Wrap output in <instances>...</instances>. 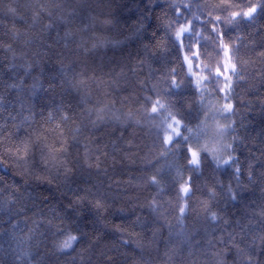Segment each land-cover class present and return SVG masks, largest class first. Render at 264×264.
<instances>
[{"label":"snow or ice","instance_id":"obj_1","mask_svg":"<svg viewBox=\"0 0 264 264\" xmlns=\"http://www.w3.org/2000/svg\"><path fill=\"white\" fill-rule=\"evenodd\" d=\"M159 6L152 4V0H149L147 5V7ZM167 6L175 17L174 20L168 17L167 12L161 17L160 30L165 33L167 42L165 43L163 37L157 40V33L154 31L152 38L155 43L143 44L142 57L128 69L131 76L121 67L116 73L118 79L111 81L110 86L114 89L130 93V96L123 97L124 102L130 100L139 104L137 109L139 116L128 111L123 114L122 119L114 110L116 101L106 98L110 95L107 92L104 93V98L92 101L88 91L89 81L97 83L96 77L88 76L85 71L77 72L71 65L67 66L71 69L69 74L64 70L65 65L62 63L60 78L52 76L48 86L53 90L59 87L63 92L77 94L79 98L77 107L84 116L81 124L67 127L70 117L65 112L63 103L55 109V114L48 112L45 115L43 111L35 112L32 106L25 108L23 103L20 104L21 111L16 112V107L9 96L12 92L19 94L24 91V80L14 78L12 82H5L3 91L0 92V117H2L0 165L18 170V174L24 179V184L16 187L15 192L20 193L21 196L26 194L21 192V188L26 189L30 182L40 186L52 185L56 180L59 181L57 187L64 185L73 192L76 205H87L96 213V219L103 222L101 214L118 200L124 199L127 189L121 190L119 187L114 189L111 183L104 184L103 181L89 183L85 180L83 184L77 183L73 179L76 169L69 160L73 149L78 152V148L83 147L85 167L87 169L95 167L99 171L101 156L108 159L110 154L99 147L98 142L90 135L92 132L101 130L109 121H117L121 127L130 126L129 121H132L136 126L154 129V148L159 151L151 155V158L149 154L138 156L136 151L138 146L131 141H125L123 148L116 142L112 144L113 154L110 157L112 167H124L125 162L128 166H132L139 159L141 172L144 173L149 169L151 171L137 179L156 189L152 198L146 204L139 206L141 211L146 210L152 217L150 221L147 217L136 215L137 205L131 203L133 199L131 197L128 198L131 203L130 209H118L120 212L130 211L135 216V219L130 220L127 225L116 226L115 231L121 237L120 245L132 247L134 251L140 253L150 246L158 249L157 236L161 229L156 225L163 223L168 227L169 236L172 235V224L163 210L164 205L168 204L177 214V222L181 226V232L177 235L183 234L187 217L202 216L205 221L204 225L196 229L193 234H184V241L179 248L175 246L168 248L164 256L170 264H175L176 259L180 264H229L227 259L229 256L232 257L231 264H264V209L246 219L242 217L232 220L217 207L220 196L218 188L224 190L226 187L228 198L236 201L250 185L258 184L264 197V151L261 152L260 157L251 154L250 157L245 158V161H241L237 146L244 145L246 137L239 135L237 121L233 119L239 110L238 103L251 106L250 100L246 101L238 97L235 91L240 84H248V70L253 63L240 56L241 45L245 39H248V44L258 49L255 55L264 64V38H261L257 44L254 39L231 35L239 29L241 21L251 24L257 16L264 17V0H244L243 3H236L235 0H216V2L204 0L202 4L168 0ZM50 7L59 8L60 5L43 4L37 0V4L33 7L31 24L28 27L33 29L39 25L37 32L26 30L21 33L17 31L15 23L12 25L14 39L23 36L24 39L21 41L23 45L36 46V50L30 53L34 59L20 65L26 74L41 68L42 64L52 56L60 54L53 44L45 40L47 33L63 26L64 34L61 39L65 42V48L68 47L67 41L76 35L70 27L73 23L71 18L77 15L75 9L67 16L54 17L53 12L49 10ZM90 7L86 4L79 5L81 13L87 12ZM36 8L39 10H35ZM7 11L21 21L28 20V17L20 15L11 5L7 6ZM41 13L46 15L47 23H43ZM95 19L89 16L91 22ZM112 23L111 20L101 21L102 25ZM204 32H208L209 35L205 36ZM56 35L60 37V32L57 31ZM109 43L98 39L89 49L85 47L86 41L81 40L77 43L76 49L70 51L75 54L76 51L82 50L83 53L88 54L107 47ZM209 45L223 54L222 61H217L215 65L205 64L201 60L202 46L205 48L203 55L208 56ZM153 48L157 52L163 50L165 53L174 50L176 60L166 61V70L163 67H153L154 63L162 65L165 63L162 57H157ZM6 50L13 52V60H15L16 54L11 44L6 45ZM28 55V52L21 53L22 58ZM177 60L179 67L176 66ZM185 67L187 73H184ZM194 67L198 70L194 71ZM254 71L259 83L251 85L250 95L256 97L261 109L264 110V67ZM119 80L123 83H119ZM32 91H35L34 86ZM189 96L192 97L191 100ZM21 112L27 114L21 115ZM123 137L124 132H120L119 139ZM89 143H96L95 151L100 155L89 156L92 151ZM116 154H121L120 161L116 160ZM161 159L165 161L163 166L160 165ZM205 159L208 161L207 166L214 172L230 167L236 181V189H233L231 183L225 186L213 175L210 179L214 183L213 186L207 187V198L194 201L193 197L199 191L197 182L204 175L202 168ZM188 170H193L195 176H185L184 173ZM172 172H175L174 178L171 176ZM245 174L247 184L242 180ZM165 177L168 179L165 180ZM114 183L119 186L120 181ZM127 183L132 184L133 181ZM72 184H76V187L72 188ZM168 192L175 193L174 207L171 199H163ZM12 202L14 203L15 199ZM51 211L53 218L47 220L46 224L65 236L64 239L54 242L58 251L61 253L67 250L74 251V244L89 240L88 233L80 229H77L79 235L63 233V230L53 223V220H60L61 217L56 214L55 208ZM125 235L128 239H123ZM194 235L200 236V240L195 245L191 243ZM99 239L100 237L97 236L96 240ZM165 246L168 247V241H165ZM106 259L109 264H113L111 256H107ZM134 264L140 262L136 261Z\"/></svg>","mask_w":264,"mask_h":264},{"label":"trees","instance_id":"obj_2","mask_svg":"<svg viewBox=\"0 0 264 264\" xmlns=\"http://www.w3.org/2000/svg\"><path fill=\"white\" fill-rule=\"evenodd\" d=\"M148 2L149 0H39V3L43 4L60 5L59 8L50 7L49 10L53 12L54 17L67 16L69 12L75 9L77 15L71 18L73 23L70 27L76 35L67 41L68 47L65 48V42L61 39L64 34L63 26L47 33L45 40L47 43L53 44L55 50L60 54L52 56L46 63L42 64L41 68L26 74L20 65L34 59L30 53L36 50V46L23 45L21 43L24 39L23 36L14 39L11 28L15 23L17 31L21 33L26 30L30 32L39 31V25L33 29L28 27L31 24V12L37 4V0H0V92L3 91L5 82H12L14 78L23 79L24 91L19 94L12 92L9 96L16 107V112L21 111L20 104L23 103L25 108L32 106L35 112L43 111L45 115L48 112L55 114V109L63 103L65 112L70 117L67 127H76L81 124L84 118L81 109L77 107L79 102L77 94L63 92L59 87L53 90L48 86L52 76L55 75L58 79L60 78L59 72L62 63L65 65L64 70L68 71L69 74H71V69L67 66L71 65L77 72L85 71L88 76L96 77L97 83L89 81L88 91L92 101L104 98V93L107 92L110 95L106 98L116 101L114 110L118 115H121L122 119L123 114L128 111L139 116L140 113L137 112L139 104L130 100L128 102L123 101V97L130 96V93L121 92L110 85L112 80L118 79L116 73L120 71L121 67L126 74L131 76L128 69L135 64L138 58L142 57L143 44L155 43L152 38L154 31L157 33V40L163 37L165 43L167 42L165 33L160 30L162 14L167 12L168 17L175 19L171 9L167 6L168 0H152V4H158L159 7H147ZM183 2L202 4L204 0H183ZM209 2H216V0H209ZM235 2L243 3L244 0H235ZM84 4L91 7L87 12L81 13L79 5ZM8 5L15 7L20 15L28 17L27 22L19 20L8 12ZM35 10L38 11L39 9L36 8ZM149 13L151 14L149 15ZM89 16L95 17V21L91 22ZM41 17L43 23H47V17L44 13H41ZM104 20H111L113 23L102 25L101 21ZM261 29H264V17L257 16L251 24L241 21L239 29L231 35L254 39L259 44L261 38H264V31ZM57 31L60 32V37L56 35ZM204 35L208 36L209 33L204 32ZM98 39L110 43L107 47L99 48L88 54L83 53L82 50L76 51L75 54L70 51L76 49L77 43L81 40L86 41L85 47L91 49L92 44ZM9 44L15 51V60H13V52L6 50V45ZM153 51L158 58L162 57L165 61L163 65L154 63L153 67H163L166 70V61L176 60L174 50L165 53L163 50L157 52L153 48ZM204 51L205 48L202 46L201 60L203 63L215 65L217 61H222L223 54L217 52L214 46L209 45L207 47L208 56L203 55ZM255 51L258 49H254L253 45L248 44V39H245L241 45L240 56L253 63L248 70V84H240L235 91L238 97H242L246 101L250 100L251 106L238 103L239 110L233 117L237 121L239 135L246 137L245 144L237 146L242 162L251 154L260 157L261 152L264 151V110L261 109L256 97L250 95L251 85H258L259 83L258 79L255 78L254 70L264 67V64L255 55ZM22 52H28L29 55L22 58ZM74 61L75 63H73ZM176 66L179 67L178 60ZM193 70L196 71L198 68L194 67ZM184 73H187L186 67ZM140 75L143 77V73ZM118 82L123 83L122 80ZM33 86L35 87L34 92L32 91ZM189 99L191 100L192 97L189 96ZM221 102L223 101L221 100ZM16 112L13 114L15 115ZM26 114V112H21V115ZM129 124L130 126L121 127L119 122L109 121L101 130L90 134L98 142L99 147L110 154L108 159L101 156L99 171L95 167L91 169L85 167L83 147H79L78 152L73 149L72 156L69 157L76 169V175L73 179L77 183L83 184L85 180H88L89 183L103 181L104 184L111 183L114 189L117 187L121 190L127 189V195L124 199L118 200L101 214L103 222L96 219V213L90 210L87 205H76L73 192L64 185L57 187L59 181L56 180L53 181L52 185L43 184L40 186L30 182L26 189L21 188V192L26 193L21 196L20 193L15 192L16 187L24 184V179L18 174V170L0 165V264H109L106 259L107 256L113 258V264H134L136 261H139L140 264H170L164 256L168 248L172 246L179 248L184 241V234H193L196 229L204 225L205 221L202 216H189L185 219L183 234L177 235L181 232V226L177 222V214L172 211L168 204H165L163 210L172 224V235L169 236L166 225L157 224L156 227L161 229L157 236L158 249L150 246L146 247L143 253H140L134 251L132 247L120 245L121 237L115 231L116 226L127 225L130 220L135 219V216L130 211L120 212L118 209H130L131 203H135L137 205L136 215L147 217L150 221L152 217L146 210L141 211L139 206L146 204L156 193V189L151 185L137 179L142 174L151 171L149 169L142 173L139 159L132 166H128L125 162L124 167H112L110 157L113 154V142L123 148L125 141H131L138 146L136 149L138 156L149 154L151 158V155L159 151V149L154 148V129L136 126L132 121H129ZM120 132H124L123 139H119ZM89 148L92 149L89 156L100 155L99 152L95 151L96 143H89ZM116 160H121V154H116ZM164 164L165 161L161 159L160 165L163 166ZM207 165L208 161L205 159L202 168L204 175L197 182L199 191L195 193L194 201L207 198V187L213 186L214 183L210 179L213 175L218 177L225 186L231 183L233 189H236V181L230 167L214 172ZM243 166L242 163V169ZM195 174L193 170L184 173L185 176H195ZM171 176L174 178L175 172H172ZM167 179L168 177H165V180ZM130 180L133 181L132 184L127 183ZM242 180L244 183H248L246 174L242 176ZM115 181H120L119 186L114 183ZM71 187L75 188L76 184H72ZM217 191L220 193L217 207L222 209L227 218L232 220L242 217L246 219L264 209V197L261 195L258 184L250 185L249 189L241 193L236 201L228 198L226 187L224 190L218 188ZM27 193L31 195L29 196ZM129 197L133 198L131 203ZM13 199H15L14 203L12 202ZM163 199H171L173 201L172 207L175 206L174 192L165 193ZM52 208H55L56 214L61 217L60 220H53V223L57 224L63 233L79 235L77 229H80L88 233L89 240L74 244V251L67 250L64 253L58 251L54 242L64 239L65 236L46 224L47 220L53 218ZM136 230L139 231V229ZM97 236L100 237L98 241L96 240ZM123 239H128L127 235ZM198 240H200V236L194 235L191 243L195 245ZM165 241H168V247L165 246ZM227 259L231 264L232 257L229 256ZM175 264H180L178 259L175 260Z\"/></svg>","mask_w":264,"mask_h":264},{"label":"rangeland","instance_id":"obj_3","mask_svg":"<svg viewBox=\"0 0 264 264\" xmlns=\"http://www.w3.org/2000/svg\"><path fill=\"white\" fill-rule=\"evenodd\" d=\"M205 95H207V93Z\"/></svg>","mask_w":264,"mask_h":264}]
</instances>
